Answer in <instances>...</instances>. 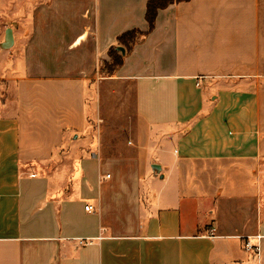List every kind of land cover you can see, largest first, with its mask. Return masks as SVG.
Segmentation results:
<instances>
[{"label": "crops", "instance_id": "0c3cea01", "mask_svg": "<svg viewBox=\"0 0 264 264\" xmlns=\"http://www.w3.org/2000/svg\"><path fill=\"white\" fill-rule=\"evenodd\" d=\"M147 1L43 0L0 33V264H264V0L159 9L108 76L134 84L133 148L85 134L87 82Z\"/></svg>", "mask_w": 264, "mask_h": 264}, {"label": "rangeland", "instance_id": "374dc122", "mask_svg": "<svg viewBox=\"0 0 264 264\" xmlns=\"http://www.w3.org/2000/svg\"><path fill=\"white\" fill-rule=\"evenodd\" d=\"M42 2L43 0H21L16 5L14 2L7 3L5 13L0 16V33L8 28L25 32L31 24L33 13ZM108 76L110 75L100 69V73H93L87 82L89 126L85 134L96 139V142L97 139L101 141L102 155H121L133 148L132 141L140 120L135 110L133 82Z\"/></svg>", "mask_w": 264, "mask_h": 264}, {"label": "trees", "instance_id": "16d2710c", "mask_svg": "<svg viewBox=\"0 0 264 264\" xmlns=\"http://www.w3.org/2000/svg\"><path fill=\"white\" fill-rule=\"evenodd\" d=\"M184 0H148L145 18L149 24L147 31H142L139 28L126 30L118 35L119 45L123 46L127 53H130L134 45L139 42L149 31L155 27V21L159 9L165 8L172 3H178ZM117 45V46H119ZM117 46H111L108 51L109 59H104L101 62L100 69L108 75H112L124 63V55Z\"/></svg>", "mask_w": 264, "mask_h": 264}, {"label": "built area", "instance_id": "2783aa9c", "mask_svg": "<svg viewBox=\"0 0 264 264\" xmlns=\"http://www.w3.org/2000/svg\"><path fill=\"white\" fill-rule=\"evenodd\" d=\"M86 209L87 210H90L91 209V206L90 205H87L86 206ZM255 237L259 240L260 237H261V235H256ZM244 238H245V241H244V247H245V249L246 250H249V251H255V253L259 256L260 253H261V245H260V242H254L252 240V237L251 236H245Z\"/></svg>", "mask_w": 264, "mask_h": 264}, {"label": "water", "instance_id": "95a60500", "mask_svg": "<svg viewBox=\"0 0 264 264\" xmlns=\"http://www.w3.org/2000/svg\"><path fill=\"white\" fill-rule=\"evenodd\" d=\"M14 44V37H13V29L12 28H8L6 31V35H5V41L3 43V47L4 48H10L12 47ZM117 49L120 50L123 54L126 53V50L123 46H117Z\"/></svg>", "mask_w": 264, "mask_h": 264}]
</instances>
